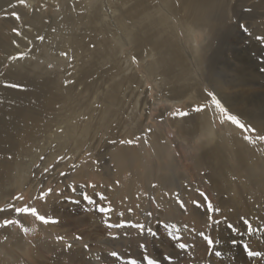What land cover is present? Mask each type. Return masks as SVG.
<instances>
[{
  "label": "rangeland",
  "instance_id": "rangeland-1",
  "mask_svg": "<svg viewBox=\"0 0 264 264\" xmlns=\"http://www.w3.org/2000/svg\"><path fill=\"white\" fill-rule=\"evenodd\" d=\"M157 1L24 0V4H20L19 0H0V208L9 203L19 207L29 204L37 207L41 214L59 221L55 224L42 225L30 216L16 217L14 213H0V221L5 218H16L24 228L28 229L25 233L16 226L0 228V264H127L129 260L143 264L145 255L160 260L162 255L167 253L173 254L174 264H264V256L249 259L241 247H233L230 243L231 235L223 228L208 229L204 211L196 209L191 203L194 199H203L198 196V191L206 192L213 206L221 209V216H227L233 222H237L240 215H245L252 221L254 228L264 229V144L257 143L253 146L246 143L249 154L248 160L243 161L246 165L243 171L236 163L235 155L230 149L224 151L227 157L217 164L212 159L200 157L203 151L200 141L197 140L200 120L205 114L213 113L206 91H213L215 94L216 92L211 88L203 89L200 86L198 89L197 85L190 81L192 79L190 75L191 77L186 79H190L188 83L191 87L183 89L180 83L177 90L171 87L175 94L171 93L173 91L169 89L170 87L160 84L161 81L147 75V63L150 61L147 52L150 46L138 47L131 44L133 47H138L133 48L125 35L126 32H123L119 26L130 23L131 17L126 16L127 14L139 15L136 22L144 23L142 27H138L141 28L140 32L138 28L134 30L130 27L136 37L146 36L148 32L151 36L147 35L150 43L159 42L163 37L160 41L166 39L172 42L171 44H176L175 46L181 52H185V57L192 63L195 43L199 47L198 56L201 54L206 58V66L209 67V62L211 63L212 60L218 63L212 67L214 71L211 65L210 68L207 67L205 75L212 81L216 78H227L224 74L227 72L228 76H235L238 72L237 68L242 69L245 65L243 63L246 62V66L252 67L259 76L256 82L253 81L264 89V44L256 40V36H264V0H220L213 10L215 14L212 13L213 16L210 17L213 22L212 37L208 34V30L194 29L186 21L184 13L176 15L174 21L173 18L165 21L163 16L166 14L162 0ZM155 4L158 11L154 7ZM10 5L15 7H9ZM137 6H140L139 9ZM13 11L19 14L20 20L10 15ZM149 14L154 16L151 17ZM148 16L152 19L151 23L150 20L144 21ZM183 21L184 25H182ZM154 22L161 30L154 28ZM241 24L247 27L242 30ZM147 25L148 27L144 28ZM170 26L176 27L172 29ZM13 28L20 32L19 36L15 35ZM159 31L161 34L165 32L167 36L165 34L159 36ZM37 36H43L44 40H37ZM233 36L240 38L236 41ZM13 40L19 47L13 45ZM233 41L240 46L238 51L230 46ZM64 50L67 56L61 55L62 52L65 53ZM188 50L190 51L187 52ZM20 52L25 53V59L9 61V56H15ZM106 54L109 56L108 59ZM232 66L236 67V72L228 70ZM231 72L234 74L232 75ZM176 73L179 77V72ZM124 78L127 80L125 81ZM69 81L72 82L68 83ZM6 83L22 84L26 90L18 91L4 87ZM192 93L194 98L188 96ZM111 96L116 99L115 102L112 98L117 106L116 108L114 106L115 109L111 108L107 116L106 101ZM170 96L173 97L171 100H165L166 97L171 98ZM195 105L197 107L208 105V107L205 113H197L192 110ZM178 110L188 115L174 116L173 114ZM263 111H258L257 114L264 115ZM219 120V115H216L214 121L218 136L226 135L233 140H243L238 129L229 127L227 123L221 125ZM180 121L182 134H178L175 128ZM241 122L249 124L244 118ZM84 127L87 132L80 136L79 132ZM89 127L93 128V132ZM74 130L78 133L75 138L72 137ZM261 133H264V130ZM249 136L250 139L255 140L254 135L249 134ZM135 137L140 139L136 140ZM154 139L167 142L171 147L172 155L163 160L147 155L150 158L145 156L144 169H137L136 166L125 172L115 173L112 158L118 146L119 150L130 147L133 151H139L143 150V145L149 146L148 142ZM121 140H133V145L121 144ZM246 155L242 158L244 159ZM41 156L45 157L43 161L40 160ZM79 156L80 158L74 159ZM60 157L62 159L57 164V158ZM74 161L76 162L72 165ZM228 161L231 163L229 164ZM45 167L50 169L49 172L44 173ZM106 168H109L112 174L109 175ZM60 172L66 175L61 176ZM117 181H119L118 186ZM88 184H94L95 188L86 187ZM153 184L156 185L155 188L152 187ZM48 188L53 191L45 202L31 199L42 189ZM82 193H87L94 203L83 201ZM176 194H179L180 199L186 203L187 211L179 208ZM18 195L23 196L24 199L14 201L12 197ZM101 195L105 197L104 200L100 199ZM72 201L79 202L72 203ZM97 203L113 209L108 214V223L120 224L124 221L141 223L156 230L158 233L156 237L147 238V252L139 248L145 237L139 235L138 229L106 228V218L95 210ZM129 209H132L131 213ZM148 212L152 213L150 219L146 215ZM92 214L94 216H91ZM157 221L166 222L168 228H158ZM191 229H195L196 232L205 231L220 242L212 251H208L206 244ZM172 234L182 237L181 242L194 247L177 255L178 250L172 246L173 241L169 239ZM77 235L82 236L83 239L76 240ZM57 236H62L64 239L57 242ZM242 242H249L253 251L264 252V231L257 230L250 237L245 234ZM67 245L72 247L67 248ZM84 245H88V248L85 249ZM112 251L118 252L121 258L113 259L109 255ZM216 251L221 255H215Z\"/></svg>",
  "mask_w": 264,
  "mask_h": 264
},
{
  "label": "bare ground",
  "instance_id": "bare-ground-1",
  "mask_svg": "<svg viewBox=\"0 0 264 264\" xmlns=\"http://www.w3.org/2000/svg\"><path fill=\"white\" fill-rule=\"evenodd\" d=\"M157 1V0H156ZM159 1V0H158ZM157 1V2H158ZM161 1V0H160ZM223 1V0H222ZM243 1V0H242ZM141 2V1H140ZM144 2H146V1H144ZM220 2V0H162V4H163V10L165 9V11H166V13H165V11H164V14H166L165 16H163V19L165 20H169L170 18H173V21H174V18L176 19V15H178L179 13H184L183 15H185V19H186V21H188V23L189 24H191V26H193V28L194 29H196V30H202V31H209V35L211 36V34L213 33V32H211V30H212V28H213V25H212V23L213 22H211V20H210V17H211V15H212V13H213V10H214V8H216L217 7V5L216 4H218ZM226 2V1H225ZM232 2H234V1H232ZM231 2V3H232ZM238 2V1H237ZM260 2H263V1H260ZM229 3V2H228ZM145 4V3H144ZM149 4V3H148ZM151 4H152V2H151ZM225 4H227V3H225ZM147 5V4H146ZM156 5V4H155ZM154 5V7H156L157 9H156V11H158V7H157V5L155 6ZM229 5V4H228ZM148 6V5H147ZM224 6V5H223ZM139 7L140 6H137V9H139ZM149 7V6H148ZM153 7V6H152ZM226 7V6H225ZM224 7V8H225ZM113 8V7H112ZM227 8H230V7H227ZM232 8V7H231ZM234 8V7H233ZM155 9V8H154ZM86 10V9H85ZM112 10V9H111ZM160 10V9H159ZM234 10V9H233ZM151 11H152V9H151ZM155 11V10H154ZM161 11V10H160ZM159 11V12H160ZM228 11V10H227ZM232 11V10H231ZM260 11V10H259ZM115 12V11H114ZM130 12V11H129ZM134 12V11H133ZM138 12H140V11H138ZM150 12V11H149ZM242 12V11H241ZM112 13H113V11H112ZM111 13V14H112ZM162 13H163V11H162ZM227 13V12H226ZM261 13V12H260ZM263 13V12H262ZM107 14H108V12H107ZM136 14V13H135ZM156 14H158V13H156ZM213 14H215V13H213ZM225 14V13H224ZM258 14V13H257ZM109 15V14H108ZM116 15V14H115ZM120 15V14H119ZM141 15V17H142V13L140 14ZM150 16H151V14H149ZM159 15V14H158ZM182 15V16H183ZM259 15V14H258ZM117 16V15H116ZM124 16V15H123ZM123 16H121L123 19H124V17ZM126 16H129V18H130V23L129 24H127V25H122L121 26V24L119 25L120 26V28L123 30V32H126L125 33V35L128 37V40H129V42H130V46H132L133 47V45H131V44H134V45H136V46H138V47H145V46H150V49L148 50V52L147 53H149V60L150 61H148V63H147V66H148V74L147 75H149L151 78L153 77V79L154 80H159V81H161V83L160 84H162V85H164V86H168V87H170L169 89L171 90V91H173L172 89H171V87L173 88V87H175V89L177 90V88H179V86H178V84H180L181 83V85L180 86H182V88L183 89H185V88H188L189 86H190V84L188 83L189 82V80L190 79H186V77H189L190 75H192V79L190 80V81H192L194 84H196L197 85V88H198V86H200L201 88H203V89H207V88H211L212 90H214L215 92H216V95H217V97H218V99H220L221 100V102L232 112V113H235V114H238L239 116H241L242 118H244V120L246 121V122H248L249 124H251V125H254L255 126V128H257V130L259 131V132H262L263 130H264V115H260L259 113L257 114V112L258 111H263L264 110V89H262L261 87H258V84L256 83L255 84V80H257L258 78H259V76H257L256 74V72H255V70H253V68L252 67H248V65L246 66V62H244L243 63V65H244V67H242V69H240V68H237L238 70V72L236 73V75L235 76H228L227 75V73H224V74H226V76H227V78L225 77L224 79H221V78H216V80L215 81H212V79H209V78H207L206 77V75H205V73H206V70H208L207 69V67L208 66H206L207 65V63H206V58H205V56H202L201 54H200V56H198V53H199V47H197L196 45H195V43L193 44L194 46H193V48H194V50H195V52H193L192 54V60H193V63L190 61V59L189 58H186L185 57V52H181V50L180 49H178L175 45L176 44H171L172 42H169V40H166V39H164L163 41H160V40H162L163 39V37L161 38V39H159V42H155V43H150L149 42V39H148V37L150 36L149 34H148V30L147 29H143L144 31H146L147 32V35H148V37H147V35L146 36H140L139 37V35H137V37H136V35L134 34V32H133V30H131V29H134V28H138L139 26H141L142 27V25L144 24H140V23H138V22H136V20L138 19V17H139V15L138 16H136V15H133V14H131V16H130V14H127ZM150 16H148V18L146 19V20H144L145 22H148L149 20V22L151 23V21H152V19H149V18H151L152 16H154V15H152L151 17ZM157 16V15H156ZM181 16V17H182ZM213 16V15H212ZM218 16V15H217ZM227 16V15H226ZM234 16V15H233ZM236 16V15H235ZM240 16V15H239ZM120 17V16H119ZM184 17V16H183ZM224 17V16H223ZM241 17V16H240ZM239 17V18H240ZM254 17V16H253ZM113 18V17H112ZM129 18L128 19H126L125 18V20H129ZM143 18V17H142ZM159 18V17H158ZM162 18V17H161ZM236 18V17H235ZM83 19V18H82ZM121 19V18H120ZM119 19V20H120ZM160 19V18H159ZM180 19V18H179ZM215 19H216V17H215ZM218 19H220L219 17H218ZM217 19V20H218ZM226 19V18H225ZM237 19V18H236ZM255 19H256V17H255ZM258 19V18H257ZM117 20V19H116ZM118 20V21H119ZM154 20H156V18H154ZM153 20V21H154ZM165 20V21H166ZM177 20H178V18H177ZM181 20V19H180ZM179 20V21H180ZM117 21V22H118ZM159 21V20H158ZM171 21V20H170ZM176 21V20H175ZM220 21V20H219ZM224 21H226V20H224ZM232 21V20H231ZM230 21V22H231ZM86 22V21H85ZM116 22V21H115ZM157 22V21H156ZM160 22H162V21H160ZM181 22V21H180ZM119 23H121V22H119ZM159 22H157V24H158ZM168 23V22H167ZM170 23V22H169ZM168 23V24H169ZM179 23V22H178ZM106 24V23H105ZM116 24H118V23H116ZM154 24H155V22H154ZM157 24H155L154 25V28L156 27V26H158ZM171 24V23H170ZM238 24V23H237ZM149 25V24H148ZM148 25L147 26H145L144 28H147L148 27ZM165 25V24H164ZM163 25V26H164ZM179 25V24H178ZM182 25H184V21H183V24ZM167 26V25H166ZM181 26V25H180ZM130 27H131V29H130ZM158 27H160V26H158ZM158 27H156V28H158ZM174 27H176V26H174ZM173 26L171 27L170 26V28H174ZM230 27H231V25H230ZM233 27V26H232ZM103 28H104V26H103ZM181 28V27H180ZM189 28V27H188ZM217 28V27H216ZM235 28V27H234ZM105 29H107V28H105ZM118 29V28H117ZM140 29L141 28H138V30H139V32H140ZM151 30H152V28H150ZM158 29H160L161 30V28H158ZM182 29V28H181ZM220 29V28H219ZM225 29H227V28H225ZM112 30V29H111ZM135 30V29H134ZM157 30V29H156ZM165 31H166V29H164ZM163 30V31H164ZM177 30H178V28H177ZM190 30V29H189ZM224 30V29H223ZM228 30V29H227ZM117 31V30H116ZM179 31V30H178ZM177 31V32H178ZM182 31H183V29H182ZM195 31V30H194ZM220 31V30H219ZM226 31V30H225ZM112 32V31H111ZM119 32H120V30H119ZM138 32V33H139ZM168 32V31H167ZM184 32H187V31H184ZM193 32V31H192ZM199 32V31H198ZM201 32V31H200ZM199 32V33H200ZM217 32V31H216ZM152 33V32H151ZM159 33H160V35L159 36H162V35H164L165 34V32H162V34H161V32L159 31ZM169 33H170V30H169ZM196 33H197V31H196ZM195 33V34H196ZM69 34V33H68ZM153 34V33H152ZM173 34V33H172ZM177 34V33H176ZM181 34H182V32H181ZM200 34H202V33H200ZM217 34V33H216ZM219 34V33H218ZM225 34H226V32H225ZM145 35V34H144ZM166 35V34H165ZM229 35V34H228ZM156 36V35H155ZM167 36V35H166ZM190 36V35H189ZM193 36V35H192ZM209 36V37H210ZM216 36V35H215ZM221 36H222V34H221ZM230 36V35H229ZM151 37V36H150ZM181 37V36H180ZM187 37V36H186ZM191 37V36H190ZM212 37V36H211ZM223 37H224V35H223ZM234 37V36H233ZM153 38V41H155L154 40V37H152ZM160 38V37H159ZM167 38V37H166ZM214 38V37H213ZM231 38V37H230ZM235 38V40L236 41H238V39L240 38H238V37H234ZM115 39H116V37H115ZM122 39V38H121ZM126 39V38H125ZM170 39V38H169ZM185 39V38H184ZM183 39V40H184ZM188 39V38H187ZM113 40V39H112ZM127 40V39H126ZM125 40V41H126ZM212 40V39H211ZM211 40H210V42H211ZM218 40V39H217ZM225 40V39H224ZM115 41V40H114ZM121 42L123 41V39L122 40H120ZM120 41H118L119 43H121ZM177 41V40H176ZM176 41H175V43H176ZM190 41V40H189ZM214 41V40H213ZM102 42V41H101ZM117 42V41H116ZM185 42V41H184ZM215 42H217V41H215ZM228 42V41H227ZM118 43V44H119ZM124 43V42H123ZM127 43H128V41H127ZM180 43H182V42H180ZM191 43V42H190ZM218 43V42H217ZM232 43V42H231ZM125 44V43H124ZM213 44V43H212ZM220 43H218V45H219ZM223 44V43H222ZM110 45V44H109ZM177 45H179V43L177 44ZM208 45V44H207ZM214 45H216V44H214ZM58 46V45H57ZM112 46H113V44H112ZM123 46V45H122ZM184 46V45H183ZM182 46V47H183ZM186 46V45H185ZM202 46H203V44H202ZM227 46V45H226ZM230 46H232V49L233 50H235V51H238L239 50V45H237L236 44V42H234L233 41V43H232V45H230ZM138 47H133V48H138ZM211 47H212V45H211ZM216 47V46H215ZM218 47V46H217ZM187 48V47H186ZM200 48H202V47H200ZM210 48V47H209ZM62 49V48H61ZM141 49H144V48H141ZM207 49V48H206ZM219 49V48H218ZM230 49V48H229ZM67 50H69V49H67ZM70 50H71V48H70ZM108 50V49H107ZM116 50H117V48H116ZM202 50L204 51L205 49H203L202 48ZM202 50H200V51H202ZM112 51H115V50H113L112 49ZM145 51V50H144ZM190 50H188L187 52H189ZM213 51V50H212ZM220 51V50H219ZM64 52H65V50H64ZM67 52H70V51H67ZM109 52H111V51H109ZM186 52V53H187ZM192 52V51H191ZM190 52V53H191ZM223 52H224V50H223ZM222 52V53H223ZM234 52V51H233ZM240 52V51H239ZM66 53V52H65ZM113 53V52H112ZM189 53V54H190ZM207 53V52H206ZM212 53V52H211ZM208 54V53H207ZM215 54V53H214ZM226 54V53H225ZM107 55V54H106ZM138 55H140V54H138ZM191 55V54H190ZM211 55V54H210ZM224 55V54H223ZM144 56V55H143ZM183 56V57H182ZM218 56V55H217ZM221 56V55H220ZM108 55H107V59H108ZM85 58V57H84ZM222 58V57H221ZM220 58V59H221ZM235 58V57H234ZM237 58V57H236ZM45 59V58H44ZM110 59H111V57H110ZM105 61V60H104ZM110 61V60H109ZM207 61H209V60H207ZM238 62H239V59H238ZM215 64H218V63H215V61L213 62V60L211 61V63L209 62V67L208 68H210V65H211V69L213 70V66L215 65ZM220 64V63H219ZM145 66V65H144ZM143 66V67H144ZM220 67V66H219ZM236 67L234 68V66H232V68L231 69H228L229 71L231 70L232 72H236ZM218 70V69H217ZM146 71V70H145ZM209 71H211V70H209ZM214 71V70H213ZM223 70L221 69V72H222ZM123 72V71H122ZM176 72H179V77H180V79H179V77L178 76H176L177 75V73ZM215 72H217V71H215ZM220 71H218V73H219ZM220 72V73H221ZM232 72H231V74H232ZM146 73V72H145ZM211 73H214V72H211ZM199 74V75H198ZM234 74V73H233ZM232 74V75H233ZM209 75H210V73H209ZM215 75V74H214ZM222 75V74H221ZM115 76V75H114ZM211 76V75H210ZM223 76V75H222ZM116 77V76H115ZM114 77V78H115ZM136 77V76H135ZM191 77V76H190ZM219 77V76H218ZM123 78V77H122ZM137 78H138V76H137ZM150 78V79H151ZM161 78V79H160ZM212 78V77H211ZM124 80L126 81L127 80V78H124ZM136 80V79H135ZM255 82H254V81ZM138 83V82H137ZM139 83H140V81H139ZM138 83V84H139ZM183 84H185V85H188L187 87H185ZM144 85V84H143ZM154 85H156V83L154 84ZM121 86V85H120ZM119 86V87H120ZM178 86V87H177ZM192 86H193V84H192ZM139 87H141V85L139 86ZM158 87V86H157ZM191 87V86H190ZM254 87H258V88H254ZM117 88V87H116ZM121 88V87H120ZM144 88V87H143ZM155 88V87H154ZM153 88V89H154ZM196 88V89H197ZM123 89H125V88H123ZM199 89V88H198ZM118 91V89H115V91ZM155 90V89H154ZM169 90V91H170ZM152 91V90H151ZM162 91V90H161ZM120 92V91H119ZM132 92V91H131ZM150 92V91H149ZM175 91H173V92H171V93H173V94H175L174 93ZM207 92V91H206ZM108 93H109V91H108ZM166 93V92H165ZM126 94V93H125ZM146 94V93H145ZM178 94V93H177ZM103 95H105V94H103ZM123 95V94H122ZM42 96V95H41ZM115 96V95H114ZM125 96H128V95H125ZM174 96H176V95H174ZM190 98H194V93H192V94H189L188 95ZM107 97V96H106ZM105 96H104V98H106ZM137 97V96H136ZM156 97H158L157 95H156ZM171 97V96H170ZM102 98V97H101ZM108 98V97H107ZM112 96L108 99V101H106V103H107V110H106V113H105V115L107 114V116L109 115V113H110V109L111 108H114V106H115V108H116V104H114V99L115 98H113V100H112ZM133 98H135V97H133ZM132 98V99H133ZM144 98V97H143ZM159 98H160V96H159ZM173 97H171V98H165V100H171ZM175 98H179V97H175ZM126 99V98H125ZM156 99V98H155ZM160 99H162V98H160ZM41 100V99H40ZM125 101V100H124ZM132 101V100H131ZM134 101H136V100H134ZM141 101H142V99H141ZM115 102H116V99H115ZM94 103H95V101H94ZM126 103V102H125ZM124 103V104H125ZM129 103V102H128ZM138 103V102H137ZM136 103V104H137ZM146 103V102H145ZM168 103V102H167ZM52 104V103H51ZM171 104V103H170ZM204 104V103H203ZM102 105V104H101ZM126 105V104H125ZM139 105V104H138ZM141 105V104H140ZM150 105V104H149ZM152 105V104H151ZM137 106V105H136ZM196 106V105H195ZM195 106H194V108H195ZM199 106V105H198ZM89 107H91V106H89ZM133 107H135V106H133ZM197 107V106H196ZM86 108V107H85ZM114 108V109H115ZM137 108H138V106H137ZM145 108V107H144ZM91 109V108H90ZM92 109H93V107H92ZM140 109V108H139ZM117 110V109H116ZM125 110V109H124ZM211 110H213V113L211 112V113H209V114H205L204 116H202V120H200V126H199V134L197 135V140L198 141H200V144H201V148H203V151L201 152L202 154L201 155H199L200 157H204L205 159H212L213 161H214V163H219L218 161H221L222 159H225L226 157H225V153H224V151L225 150H227V149H230V150H232L233 151V153H234V155H235V158H236V163L237 164H239V167H240V169H241V167H242V169H241V171H243V168L244 167H246V165H244V163H243V161L244 162H246V160H248L247 158H248V154H249V152H248V148H247V145H246V142H244L240 137V139H241V141H237V140H233V138H230L229 136H226V135H224V136H218L217 135V133H216V121H214V119H215V117H216V115H218V113H216V110L214 109V108H212L211 107ZM97 112V111H96ZM264 112V111H263ZM113 113V112H112ZM111 113V114H112ZM205 113V112H204ZM207 113V112H206ZM262 113V112H261ZM94 114V113H93ZM132 114V113H131ZM130 114V115H131ZM143 115V114H142ZM203 115V114H202ZM88 116V115H87ZM86 117V116H85ZM89 117V116H88ZM100 117V116H99ZM76 118V117H75ZM92 118V117H91ZM112 118H113V116H112ZM111 118V119H112ZM241 118V119H242ZM94 119V118H93ZM92 119V120H93ZM90 120V119H89ZM100 121H101V119H99ZM113 120H114V118H113ZM97 121V120H96ZM99 121V122H100ZM108 121V120H107ZM86 122V121H85ZM174 122V121H173ZM77 123V122H76ZM83 123V122H82ZM89 123H91V122H89ZM96 123V122H95ZM181 121L180 122H178V124H176V126H175V128L177 129V132H178V134H182L181 133ZM64 124V123H63ZM92 125H93V123H91ZM91 124L89 125V124H87V125H89V126H91ZM101 125V124H100ZM104 125H106V124H104ZM229 125V127H234L233 125H231V124H228ZM62 126V125H61ZM80 126V125H79ZM86 126V125H85ZM98 126H99V124H98ZM98 126H96V127H98ZM136 126V125H135ZM184 126V125H183ZM219 126V125H218ZM96 127H94V128H96ZM105 127H107V125L105 126ZM125 127V126H124ZM137 127V126H136ZM58 128V127H57ZM67 128V127H66ZM102 128V127H101ZM194 128V127H193ZM235 128V127H234ZM74 129V128H73ZM89 129L93 132V128H91V127H89ZM88 129V130H89ZM197 129H198V127H197ZM196 129V130H197ZM61 130V129H60ZM67 131H69L70 130V127H69V130L68 129H66ZM65 130V132L67 133V131ZM77 130V129H76ZM95 130V129H94ZM100 130V129H99ZM78 131V130H77ZM77 131L75 132V130H74V134L72 133V137L73 138H75V135H77L78 133H77ZM91 131H90V133H91ZM98 131V130H97ZM219 131V130H218ZM63 132V131H62ZM86 132H87V129L84 127V128H82V130L79 132V135L80 136H83V135H85L86 134ZM133 132H134V130H133ZM65 133V134H66ZM145 133V132H144ZM234 133V132H233ZM235 133H237V132H235ZM64 134V135H65ZM68 134V133H67ZM108 134V133H107ZM114 134V133H113ZM143 134V133H142ZM149 134V133H148ZM224 134V133H223ZM227 134V133H226ZM56 135H58V133H56ZM61 135V134H60ZM90 135V134H89ZM140 135V134H139ZM153 135V134H152ZM235 135V134H234ZM62 136V135H61ZM121 136V135H120ZM156 136V135H155ZM56 137V136H55ZM70 137V136H69ZM68 137V138H69ZM71 137V138H72ZM89 137V136H88ZM87 137V138H88ZM190 137H192V136H190ZM66 138V137H65ZM86 138V137H85ZM146 138H148V137H146ZM155 138V137H154ZM193 138V137H192ZM235 138V137H234ZM242 138H243V136H242ZM58 139H60V138H58ZM77 139H79V138H77ZM83 139V138H82ZM82 139H80V141L82 140ZM150 139V138H149ZM156 139V138H155ZM155 139L154 140H150L149 142H148V145L149 146H147V145H143V150H139V151H133V149L131 150L130 149V147L129 148H125V149H118L119 148V146H118V148H117V152L116 151H114V154H113V162L112 163H114L115 164V169H114V171H116L115 173H122V172H125V171H127V170H131L132 168H134V167H136L137 169L139 168V169H144L145 168V156H147V155H152L154 158L156 157V158H161L162 160L165 158V157H169V156H171L172 155V152H171V147H170V145L167 143V142H164V141H155ZM232 139V140H231ZM70 140V139H69ZM73 140V139H72ZM159 140V139H158ZM192 140V139H191ZM64 141V140H63ZM62 141V142H63ZM88 141V140H87ZM197 141V142H198ZM67 143H68V141H66ZM73 142H77V141H73ZM90 142V141H89ZM118 142V141H117ZM162 142H164V144L162 145ZM169 142V141H168ZM196 142V143H197ZM91 143H92V141H91ZM94 143V142H93ZM100 143H102V141H100ZM108 143V142H107ZM191 143H192V141H191ZM63 144H65V143H63ZM82 144V143H81ZM170 144H171V142H170ZM60 145V144H59ZM68 145V144H67ZM85 145V144H84ZM87 145V144H86ZM85 145V146H86ZM90 145V144H89ZM94 145V144H93ZM96 145V144H95ZM172 145V144H171ZM198 145V144H197ZM66 146V145H65ZM81 146V145H80ZM115 146V145H114ZM117 146V145H116ZM124 146V145H123ZM67 147V146H66ZM90 147V146H89ZM125 147V146H124ZM60 148V147H59ZM64 148V147H63ZM92 148V147H91ZM106 148V147H105ZM104 148V149H105ZM112 148V147H111ZM200 147H199V149H201ZM67 149H69L70 150V148H67ZM82 149V148H81ZM84 149V148H83ZM86 149V148H85ZM90 149V148H89ZM141 149V148H140ZM146 149L148 150L147 152H146ZM60 150H62L61 148H60ZM63 150H65V149H63ZM77 150V149H76ZM92 150V149H91ZM113 150H115V149H113ZM119 150V151H118ZM57 151V150H56ZM68 151V150H67ZM66 151V152H67ZM93 151V153H94V150H92ZM92 151H91V153H92ZM108 151V150H107ZM232 151H230V152H232ZM65 152V153H66ZM70 152V151H69ZM74 152H75V149H74ZM80 152V151H79ZM89 152V151H88ZM88 152H86V153H88ZM84 153V152H83ZM229 153V152H228ZM61 154V153H60ZM89 154V153H88ZM97 154H99L98 152H97ZM245 154H247L245 157H244V159L242 158V156H244ZM68 155H69V153H68ZM70 155H72V153H70ZM74 155V154H73ZM80 155H82V152L80 153ZM84 155V154H83ZM90 155V154H89ZM96 155V154H95ZM112 155V154H111ZM110 155V156H111ZM227 155H231V154H227ZM233 155V156H234ZM57 156V155H56ZM55 156V157H56ZM69 157V156H68ZM86 157V156H85ZM89 157V156H88ZM100 157V156H99ZM148 157V156H147ZM173 157V156H172ZM171 157V158H172ZM225 157V158H224ZM69 158H71V157H69ZM77 158H80V156L79 157H76V158H74V159H77ZM81 158H82V156H81ZM90 158V157H89ZM109 158V157H108ZM148 158H150V157H148ZM147 158V159H148ZM64 159V158H63ZM66 159V158H65ZM160 159V160H161ZM71 160H72V158H71ZM86 160V159H85ZM235 160V159H234ZM81 161V160H80ZM83 161V160H82ZM100 161V160H99ZM152 161V160H151ZM175 161V160H174ZM225 161V160H224ZM67 162V161H66ZM69 162H70V160H69ZM75 162L76 161H74V163L72 162L71 164L73 165V164H75ZM106 162H108V161H106ZM229 162V161H228ZM151 163V166H152V162H150ZM159 163V162H158ZM163 163L164 162H162L161 164L163 165ZM231 162H229V164H230ZM79 164V163H78ZM160 164V165H161ZM170 164H172V163H170ZM235 164V163H234ZM60 165V164H59ZM80 165V164H79ZM106 165V164H105ZM112 165V164H111ZM67 166V165H66ZM70 166V165H69ZM76 166V165H75ZM74 166V167H75ZM87 166H88V164H87ZM100 166V165H99ZM166 166H168V165H166ZM219 166V165H218ZM223 166V165H222ZM231 166V165H230ZM232 166H233V164H232ZM82 167V166H81ZM170 167V166H169ZM64 168V167H63ZM67 168V167H66ZM113 168V167H112ZM149 168H150V166H149ZM156 168V167H155ZM214 168V167H213ZM215 168H217V167H215ZM214 168V169H215ZM230 168V167H229ZM237 168V167H236ZM109 168H106V172L110 175V174H112V172L110 171V170H108ZM136 169V170H137ZM154 169V168H153ZM161 169H163V168H161ZM211 169V168H210ZM219 169V168H218ZM232 169V168H231ZM235 169V168H234ZM66 170H70V169H66ZM76 170V169H75ZM77 170H79V169H77ZM170 170V169H169ZM223 170H225L224 168H223ZM82 171H83V169H82ZM134 171V170H133ZM211 171H212V169H211ZM214 171V170H213ZM216 171H218V170H216ZM240 171V170H239ZM94 172H96V171H94ZM100 172V171H99ZM139 173H140V171H138ZM153 172H154V170H153ZM178 172V171H177ZM220 172V171H219ZM228 172V171H227ZM70 173V172H69ZM155 173V172H154ZM217 173V172H216ZM131 174V173H130ZM141 174V173H140ZM180 174V173H179ZM218 174V173H217ZM216 174V175H217ZM231 174V173H230ZM237 174V173H236ZM151 175V174H150ZM182 175L183 174H181V177H182ZM232 175H233V173H232ZM119 176H121V175H119ZM153 176V175H152ZM178 176H180V175H177V177ZM231 176V175H230ZM234 176H235V174H234ZM111 177V176H110ZM123 177V176H122ZM122 177H120V178H122ZM241 177V176H240ZM125 178V177H124ZM128 178V177H127ZM163 178V177H162ZM232 178V177H231ZM216 179V178H215ZM131 180V179H130ZM154 181V180H153ZM158 181H159V179H158ZM157 181V182H158ZM220 181H222V179L220 180ZM130 182V181H129ZM156 182V183H157ZM227 185V184H226ZM135 186V185H134ZM241 186H243V185H241ZM127 188V187H126ZM237 207V206H236ZM235 207V208H236ZM237 209V208H236ZM91 216H94V214H92ZM200 217V216H199Z\"/></svg>",
  "mask_w": 264,
  "mask_h": 264
},
{
  "label": "snow or ice",
  "instance_id": "snow-or-ice-1",
  "mask_svg": "<svg viewBox=\"0 0 264 264\" xmlns=\"http://www.w3.org/2000/svg\"><path fill=\"white\" fill-rule=\"evenodd\" d=\"M19 3L24 4V0H19ZM9 7L14 8L15 5H10ZM10 15L13 18H15L16 20H20V16L17 12L13 11L10 13ZM240 27L243 30L247 26L244 24H241ZM13 32L17 36L20 35V32L18 30H16L15 28H13ZM37 40L43 41L44 37L43 36H37ZM256 40L259 41L261 44H264V36H256ZM12 43L16 47H19V45L16 43L15 40H13ZM61 55L67 56V53L62 52ZM25 58H26V56H25V53H23V52L17 53V55H15V56H9L8 57L9 61L23 60ZM133 62H135V57H133ZM71 82L72 81H69L68 83H71ZM4 87L16 89L18 91H25L26 90L22 84H18V83H6L4 85ZM206 96L210 100V106L216 110V113H218L219 118H220L219 122L221 125H223L225 123L233 125L242 134L244 142H246L249 145L255 146V144H257V143L264 144V133L259 132L257 130V128L253 127L250 124L242 123L238 114H233L221 102V100L217 98V95L213 91H207ZM207 107H208V105H205L203 107L198 106L196 108H193L192 110L194 112L200 113V112H204ZM173 115L174 116L178 115L179 117H186L188 115V113L178 110V112L174 113ZM150 131H151V129H149V132ZM249 134L254 135L255 140L250 139ZM135 139L139 140L140 137H135ZM120 143L121 144H127V145L131 146V145H133V140H127V141L121 140ZM44 159H45L44 156L40 157L41 161H43ZM60 159H62V157L57 158V161H56L57 164L60 162ZM37 167H39V165H37ZM49 170L50 169L48 167H45L44 173L49 172ZM60 175L65 176L66 173L60 172ZM116 183L118 186L119 181H117ZM86 187L95 188V185L94 184H88V185H86ZM152 187L155 188L156 185L153 184ZM52 191L53 190L51 188H48L46 190L42 189L38 195L32 197L31 199L41 201V202H45L46 198L52 194ZM166 195H167V193H166ZM198 196L203 198V199L202 200H195L194 199L191 201V203L196 209H198V210L202 209L204 211L205 216H206V227L208 229L215 228L218 230V229L223 228L224 231L228 232L231 235L232 239H231L230 243L232 244V246L233 247H236V246L241 247L244 254L249 259L264 256V252L253 251L250 247L249 242H242L243 236L245 234H247L250 237L257 230L264 231V229L254 228L252 225V221L245 215H240L238 217V221L233 222L231 219H229V217L221 216V209L219 207L213 206V203L208 198V195L206 192L198 191ZM81 197H82L83 201H85L89 204L94 203L92 198L87 193H82ZM12 199L14 201H16V200L22 201L24 199V197L18 195V196H13ZM100 199L104 200L105 197H103L101 195ZM78 202L79 201H72V203H78ZM176 203L178 204L179 208L182 211L188 210L186 203L182 199H180L179 194H176ZM95 210L106 218L105 219V227L106 228L131 227V228L138 229L139 235L142 237H145L144 242H141L139 244V248L145 252H147V238L148 237L154 238L158 234L157 231L154 230L152 227L146 226L145 224H141V223H130L127 221H124L120 224L108 223V221H107L108 214L113 211V209L110 206H104L103 204L97 203ZM128 211H129V213H131L132 209H129ZM0 213H14L16 217H20L21 215L30 216V217L34 218V220L36 222H38L39 224H42V225L55 224V223L59 222L58 220H56L54 218H51L45 214H41V212L38 210L37 207L29 206V204H24V206L19 207V206H16L14 203H9L5 207L0 208ZM121 215H123V213H121ZM146 215L149 219L152 217L151 212L146 213ZM9 226L19 227L25 233L28 231L27 228H24L21 225L20 220H18L16 218H5L2 221H0V228H8ZM157 227L158 228L162 227L164 229H167L168 225L164 221H157ZM173 227L175 228V226H173ZM185 228L187 229V225H185ZM177 231H178V229H177ZM191 231L193 233H195L206 244L208 251H212L214 249L215 245L220 242L219 240L214 239L210 234H206L205 231L196 232L195 229H191ZM237 237H239V239ZM112 238L115 239L116 237H112ZM63 239L64 238L62 236L56 237L57 242H59ZM75 239L76 240H82L83 237L77 235L75 237ZM169 239L171 241H173L172 246L176 250H178L177 255H179V253H182V252H187V250L190 247H194V245H190L186 242H181L182 237L177 236L175 234L170 235ZM71 247H72V245H67V248H71ZM84 247H85V249H87L88 245H84ZM109 255L113 259H116V260L121 258L120 254L118 252H115V251H112L111 253H109ZM215 255L220 256L221 253L219 251H216ZM127 264H137V262L135 260H129L127 262ZM143 264H174V256L172 253H167V254H163L160 260H157L156 258H153L149 255H145L143 257Z\"/></svg>",
  "mask_w": 264,
  "mask_h": 264
}]
</instances>
